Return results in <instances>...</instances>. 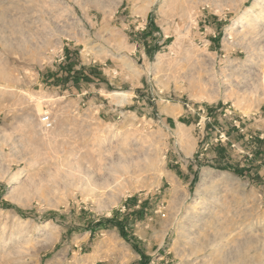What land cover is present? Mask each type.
Listing matches in <instances>:
<instances>
[{
  "label": "rangeland",
  "instance_id": "1",
  "mask_svg": "<svg viewBox=\"0 0 264 264\" xmlns=\"http://www.w3.org/2000/svg\"><path fill=\"white\" fill-rule=\"evenodd\" d=\"M0 264H264V0H0Z\"/></svg>",
  "mask_w": 264,
  "mask_h": 264
},
{
  "label": "built area",
  "instance_id": "2",
  "mask_svg": "<svg viewBox=\"0 0 264 264\" xmlns=\"http://www.w3.org/2000/svg\"><path fill=\"white\" fill-rule=\"evenodd\" d=\"M43 122H44L46 128H50L53 125V123L50 120V117L49 116L44 117Z\"/></svg>",
  "mask_w": 264,
  "mask_h": 264
},
{
  "label": "bare ground",
  "instance_id": "3",
  "mask_svg": "<svg viewBox=\"0 0 264 264\" xmlns=\"http://www.w3.org/2000/svg\"><path fill=\"white\" fill-rule=\"evenodd\" d=\"M115 94L116 95H126L127 93L126 92H119V91H117V92H115ZM20 175H15V177H14V179L13 180H15V181H17L19 178H21V177H19Z\"/></svg>",
  "mask_w": 264,
  "mask_h": 264
}]
</instances>
